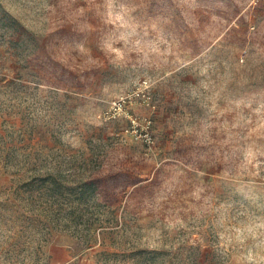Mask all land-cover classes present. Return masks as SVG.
Segmentation results:
<instances>
[{
	"label": "rangeland",
	"instance_id": "rangeland-1",
	"mask_svg": "<svg viewBox=\"0 0 264 264\" xmlns=\"http://www.w3.org/2000/svg\"><path fill=\"white\" fill-rule=\"evenodd\" d=\"M0 264H264V1L0 0Z\"/></svg>",
	"mask_w": 264,
	"mask_h": 264
},
{
	"label": "built area",
	"instance_id": "built-area-1",
	"mask_svg": "<svg viewBox=\"0 0 264 264\" xmlns=\"http://www.w3.org/2000/svg\"><path fill=\"white\" fill-rule=\"evenodd\" d=\"M262 1H264V0H253V4L256 5L258 3H261ZM141 94L144 96V98H146V97H147V99L150 98L149 96H147V94L144 92L143 89H142ZM138 95H140V94L138 93ZM123 109H124L123 102H121V103L120 102H114L110 108V110H113V111H122ZM148 135H146V136H148ZM148 140L152 141V137H150V135L148 136Z\"/></svg>",
	"mask_w": 264,
	"mask_h": 264
},
{
	"label": "trees",
	"instance_id": "trees-1",
	"mask_svg": "<svg viewBox=\"0 0 264 264\" xmlns=\"http://www.w3.org/2000/svg\"><path fill=\"white\" fill-rule=\"evenodd\" d=\"M89 184V183H88Z\"/></svg>",
	"mask_w": 264,
	"mask_h": 264
}]
</instances>
